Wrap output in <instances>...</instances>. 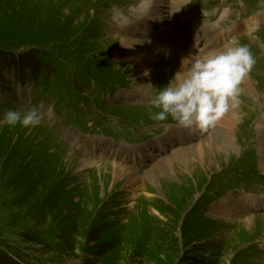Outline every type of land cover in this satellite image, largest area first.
Returning a JSON list of instances; mask_svg holds the SVG:
<instances>
[{
  "label": "rangeland",
  "instance_id": "rangeland-1",
  "mask_svg": "<svg viewBox=\"0 0 264 264\" xmlns=\"http://www.w3.org/2000/svg\"><path fill=\"white\" fill-rule=\"evenodd\" d=\"M53 1L61 4L0 0V118L7 110L36 106L43 114L53 108L51 116L44 115V124L31 130L0 127V264H264V209H254L249 202L253 208L247 217L256 216L249 228L239 224L241 214L226 220L227 215L214 212L225 197L264 196L260 140L254 136L251 117L238 114L240 123L228 130L235 152L222 160L213 158L215 168L187 185L181 186L179 179L165 185L170 175L158 167L151 169L164 190L169 188L165 199L155 204L143 196L142 190L154 192L150 185L144 187L140 181L130 187L129 177L114 183L110 167L97 174L96 167L83 171L79 165L70 169L59 162L61 147L88 160L90 152L84 148L90 139L123 147L139 143L123 128L141 139L157 136L153 124L161 122L152 121L150 112H143L148 110L133 103L152 105L153 88L172 81L154 82L153 74L164 75L177 67L172 53L154 52L163 50L152 41L158 29L145 38L152 50L148 58L152 77L128 68L117 53L118 42L110 40L129 38L117 23L136 21L147 0ZM183 1L204 23H209L205 17L210 15L212 25L222 26L228 40L218 49L250 47L256 64L248 78L264 96V24L241 26L245 20L264 18V0ZM36 82L45 89L41 97ZM139 86H145L147 95L136 92ZM241 96L237 110L242 113L245 106L257 113L264 108V100L250 89L242 88ZM103 98L108 104L100 107ZM163 122L178 126L171 117ZM208 134L219 138L224 133ZM163 144L159 158L200 141L191 146L180 139ZM99 153L94 164L103 167L115 162L145 172L156 162L146 153L140 169L133 159L122 156L112 161ZM222 207L230 210L231 205Z\"/></svg>",
  "mask_w": 264,
  "mask_h": 264
},
{
  "label": "bare ground",
  "instance_id": "bare-ground-1",
  "mask_svg": "<svg viewBox=\"0 0 264 264\" xmlns=\"http://www.w3.org/2000/svg\"><path fill=\"white\" fill-rule=\"evenodd\" d=\"M43 1H47L48 3L51 1L50 3L52 4H61L60 2L53 0ZM41 4L43 5V3ZM162 5H167L166 9L161 10ZM167 9L169 10L168 14L164 15L165 13H167ZM138 10L141 16H139L136 21H120V23H117L119 24L120 28L127 31V33L129 34V38L124 39L123 37L118 36L113 37L110 40L118 42L117 53L124 56L123 61L128 66V68L130 67L132 69H135L137 74H140V76L143 77H145L144 73L147 72V76L149 77L150 67L148 58L151 57L150 53L152 52V50L150 51L151 45L150 43L148 45L146 44L145 38L148 39L149 37H151L153 30L158 29L157 33L152 36V41L158 49L163 50H154V52H167L169 54L172 53L174 55V62L176 63L175 67L177 68L176 70L173 68V70H170L169 73L164 75L160 73H156V75L153 74L154 82H158L161 80L166 81L170 79L173 80L175 78L173 74H177L181 70V61L183 58L189 57L190 55H195L196 53L203 56L209 52L221 50L218 49V44L220 43V41H226L225 39L228 38L226 34L223 33V30L220 29L222 26H219L218 28L211 24L212 17L210 15H207L205 17V21L209 23H204L195 14V12L191 10L190 7L184 4L183 0H147L140 6ZM114 24L116 23L114 22ZM263 24L264 18L258 16V18H251L243 21V23H241V26L242 28L252 29ZM164 42L168 44L166 47H163ZM201 43L202 46L200 47ZM224 48H227V46H225ZM161 62L163 63L164 61H158L157 66H159ZM150 77H152V75ZM179 82V79L173 81V83L175 84H178ZM241 87L243 88V90L250 89L253 94L258 96L256 91L252 89L251 83L248 78H246L242 82ZM144 88L145 86H139L138 88H135V90L139 94L147 95ZM149 88H151L150 85ZM240 99L242 100L243 97L241 96ZM262 100H264V96L262 97ZM134 105V107L136 108L148 110L143 112H152L154 109H156L153 107V105H146L145 103H141L138 101ZM245 107L246 109L243 113L242 111H239L237 109L230 110L219 121L221 125H216L215 127H211L206 130H201L195 126H193L192 128H184L179 125L171 126L165 122L158 123L156 125L158 128H162V130H164V128L167 127V129L164 130L165 133L163 136L155 137L152 140V143L149 145L148 142H143L141 144L133 143L132 145L123 147L121 144H114V142L112 141L110 143L106 141V143L104 144V140L102 139H90L88 142L89 144H87L84 148L85 150L90 152L89 154L91 157L88 160L81 158L75 153L67 151V148L65 147H61V149H63L64 151L62 150L63 154L59 162H62L65 168L70 169L72 168V166H74V164L80 166L79 170H87V168L96 167L98 170L97 174H101L102 169L104 170L105 168L110 167L111 175L109 176L114 183L117 180L123 179V177H129L132 178V180H128V185L130 187L140 181L142 182L143 186H146L147 184L150 185V187L153 189L152 191H154V194H151V192L148 190H142L143 196L148 200L149 203L151 202V204H155L156 202H158V200L165 199V197H163V194H165L166 190H169V188L164 190V185L163 183H161L158 174H156V170L151 169L158 167L159 169H162L170 175L171 180H169L167 183H164L165 185L169 183L177 184L176 179H179L182 182V184L180 182L181 186L187 185L188 182L192 179H197L200 176L201 172L205 174L210 171V168L214 169L216 162L213 161V158L216 160H222V158L227 157L229 153L235 152V146L230 135L232 132L228 130L229 128L232 129L236 127L240 123L241 120H237L238 118H236L238 114H240L241 117L247 116L253 118V122L251 123V125H255L256 132L254 136H258L260 140L258 145L259 156L261 159L260 169L264 173V108H260L258 110L259 112L257 113L249 106ZM123 130H125V132H127L128 134H131L135 139L137 138L134 132L130 133L128 130H126V128H123ZM213 131H219L224 134L219 138L212 136L214 134H208L212 133ZM177 139L183 140L186 144H189V146L193 145L196 141H200V145H193L189 148H176L171 151L170 154L168 153V156H162L161 158H159V154H161L162 149H164L163 143H169L170 145H172L173 141ZM215 139H218V141H216ZM153 147L157 149L155 153H153L151 150L153 149ZM97 150L100 151L98 156H108L112 159V161L121 160L122 156H124V158L126 159H133L135 163H138V167L140 164L141 166H143V163H145L146 153L149 154L152 161L156 160V162L154 161L155 163L151 164L150 167L147 168L148 170L146 169L147 171L144 170L145 172H141L143 170L134 171L127 166L125 167L115 162L104 167L102 165L98 166L96 165L97 162H95V159L97 157ZM180 185H178V187ZM173 192L176 191L173 190ZM233 200L235 201V203ZM249 202H251V205H253L254 209H264V196L259 197L255 195L249 198H247L246 196H238L237 199L225 197L221 201L219 206H217V208L215 207L214 212L223 216L227 215V218H225L226 220L232 218L234 215L241 214L244 219L241 223L239 222V224L245 225V227L249 228V225H251V221L254 220V217H256H247L248 212L251 210V208H253L249 206ZM225 205H231L230 210L224 209L222 207ZM225 219L223 220V222L225 221ZM234 236H232V238ZM260 247H262V245Z\"/></svg>",
  "mask_w": 264,
  "mask_h": 264
},
{
  "label": "clouds",
  "instance_id": "clouds-1",
  "mask_svg": "<svg viewBox=\"0 0 264 264\" xmlns=\"http://www.w3.org/2000/svg\"><path fill=\"white\" fill-rule=\"evenodd\" d=\"M255 64L254 55L246 44L183 58L181 70L168 85L160 89L150 85L156 90L152 105L159 111H150L149 118L163 122L171 117L184 128L195 126L206 130L215 127L230 110L242 103L241 84ZM177 79L180 82L173 83ZM52 113L51 106L43 114L36 106L24 111L7 110L0 118V127L19 125L31 130L41 124L44 115Z\"/></svg>",
  "mask_w": 264,
  "mask_h": 264
}]
</instances>
